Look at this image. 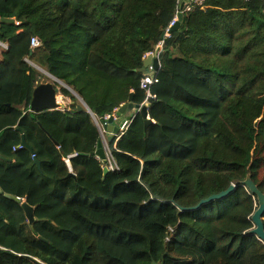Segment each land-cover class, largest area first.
<instances>
[{"label":"trees","instance_id":"trees-1","mask_svg":"<svg viewBox=\"0 0 264 264\" xmlns=\"http://www.w3.org/2000/svg\"><path fill=\"white\" fill-rule=\"evenodd\" d=\"M182 2L0 0L15 20L0 23V111L27 100L0 134V264H264L243 186L251 174L264 192V0L189 2L166 37ZM161 41L153 123L137 115L109 144L118 168L105 175L99 126L145 101L144 58ZM28 57L67 86L51 80L69 107L28 111L45 77ZM23 136L32 150H14Z\"/></svg>","mask_w":264,"mask_h":264},{"label":"water","instance_id":"water-1","mask_svg":"<svg viewBox=\"0 0 264 264\" xmlns=\"http://www.w3.org/2000/svg\"><path fill=\"white\" fill-rule=\"evenodd\" d=\"M185 7V2L180 5V11L177 15V21L173 27L169 30V35H171L173 32L178 30L181 26V23L183 21V11ZM1 22H10L14 23L15 20H8V19H1ZM165 47V46H164ZM160 51L159 48L156 49V52L158 53ZM33 51L30 52V56H32ZM151 64V56H149L147 59L144 60V67L142 71L144 72L145 69ZM38 70H42L41 68L31 64ZM154 65L156 68H158V62L155 61ZM44 74H46L48 77L51 78L52 81L67 87L64 83H62L60 80L55 78L53 75L48 73L46 70H42ZM72 91V90H71ZM73 92V91H72ZM78 96L77 94H75ZM150 103H147L144 106L136 105L133 102L132 96L130 98V101L123 105L118 111H117V118L115 116H111L106 122H104V130H107V133L110 135L108 137V143H112L113 140L117 135H119L121 127L125 124L127 121H132L137 115H140L145 120V126L146 129L153 123V120L149 117L148 109H149ZM87 106L84 103V106L79 107V111H82L83 108ZM60 109H66V104L59 99L58 91L54 85L53 82H47V83H40L38 86H36L32 92L31 102H30V112L32 113H41L46 110H60ZM126 113H133V115L127 116ZM118 123L114 126L115 123ZM99 130L102 136V129L101 126H99ZM22 145H24L25 148L32 150L29 144L27 143L25 137H22ZM97 156L102 160L103 164H107V156L105 151V146L102 138H100L97 146L96 151ZM35 164L40 167L41 163L39 160L35 159ZM103 172L105 175L109 173V169L105 166L103 168ZM68 178H75L74 174L71 172L68 175ZM244 188L252 194L257 203L258 207L254 214L252 215V222H253V229L250 231L251 235H254L260 242L264 244V192L261 191V189L258 187V185L255 183V181L252 179L251 174L247 176V179L243 182ZM236 185L232 184L227 190L210 196L207 199L202 200L197 206L190 208L189 210L195 211L199 210L205 205L211 204L215 201H221L223 199H226L229 197L234 190L236 189ZM0 192H2V189L0 188ZM7 198L17 200L20 202L19 199L6 195ZM22 207L25 211L26 217L29 221V223L32 225L36 219L34 216V208L31 207L27 202L22 203Z\"/></svg>","mask_w":264,"mask_h":264},{"label":"built area","instance_id":"built-area-1","mask_svg":"<svg viewBox=\"0 0 264 264\" xmlns=\"http://www.w3.org/2000/svg\"><path fill=\"white\" fill-rule=\"evenodd\" d=\"M190 1H191L190 3H192L195 6V5H203L206 0H190ZM190 7H191V5H190ZM184 11H185V9H184ZM178 13H179V11H178ZM176 21H177V18L171 23V25H170V27L168 29V32L166 34V37L170 36L169 35V30L171 29V27H173L175 25ZM16 24L20 25V23H18V22ZM0 44L3 46V48L8 49V45L7 44H3V43H0ZM41 45H42V43L37 37H33L31 39V45H30L31 49H33V50L37 49V48L41 47ZM157 48L160 49V51L158 53L156 52ZM156 49L153 52L148 53L145 56V58H144V60H145L149 56H151V64L145 69V74H144V76H143V78L141 80V84H140L141 85V89L144 90L145 93H146L145 101L140 105L141 107L146 105L147 103H149L150 100L156 99V95L152 92V87L155 84L159 83V72H160V70L162 68L161 53H162V51L164 49V41H161L157 45ZM155 61L158 62V68H156L155 65H154ZM117 111L118 110H116V112L113 114V116H115L116 118H117ZM111 116L112 115L107 116L106 117V121ZM131 122L132 121L125 122V124L121 127L119 135L116 136L117 140H119L124 135L125 131L129 128ZM101 129H102V134H104L103 132H105V133L107 132V130H104V124L101 126ZM24 148H25L24 145L20 144L17 147H14V150H16V149H24ZM105 151H106V156H107V164L105 166L109 169V171H115L118 167H117V163H116V161L114 159V156L112 154V151L110 149L109 143L106 144ZM32 157H33L34 160L36 159L35 155H33ZM64 161L71 168L70 159L69 158H64ZM17 199H19L20 202H25L24 199H21V198H17Z\"/></svg>","mask_w":264,"mask_h":264},{"label":"crops","instance_id":"crops-1","mask_svg":"<svg viewBox=\"0 0 264 264\" xmlns=\"http://www.w3.org/2000/svg\"><path fill=\"white\" fill-rule=\"evenodd\" d=\"M184 2L186 3L185 7H184V9H186V10L184 12H188L192 7H190L188 5L189 0H183L182 3H184ZM0 46L2 47V49H0V60H1L2 52H3V50H6V49L3 48V46L1 44H0ZM58 96H59V99L62 100L66 104V108L69 107V104H70L69 100L66 97L62 96L59 92H58ZM5 105L8 108L11 107V105L8 103ZM26 105H27V100H22L19 103L18 107L17 106H15V108L12 107V109L10 111H8V110L0 111V134L7 127H14L16 125L15 120L17 119L18 115H16V113L14 114L13 112L17 111L18 109H22V113L24 114L26 112ZM28 111H30V107H29ZM17 112H19V110ZM126 115L130 116L131 114L127 113ZM117 124L118 123L116 122L114 124V126ZM106 134H107V138L110 137V135L108 133H106Z\"/></svg>","mask_w":264,"mask_h":264},{"label":"rangeland","instance_id":"rangeland-1","mask_svg":"<svg viewBox=\"0 0 264 264\" xmlns=\"http://www.w3.org/2000/svg\"><path fill=\"white\" fill-rule=\"evenodd\" d=\"M189 2H191L190 0H189ZM188 2V3H189ZM182 4V3H181ZM186 4V3H185ZM179 11H180V7H179ZM1 47V46H0ZM0 49H2V47L0 48ZM30 64H33V63H30ZM37 66V65H36ZM38 67V66H37ZM35 68V67H34ZM39 68H41V67H39ZM42 70H43V68H41ZM40 71L39 70V72L40 73H43L44 74V72L43 71ZM45 75V77H42V78H40L39 79V82L40 83H47V82H52L51 81V78L50 77H48L46 74H44ZM127 114V113H126ZM131 115H133L132 113H130ZM104 134H102V136H101V138H102V140H103V142H104V146H106V144L108 143V139H107V134L105 133V132H103ZM257 177H258V179L257 180H261V181H263L264 180V163L263 164H261L260 166H259V168H257Z\"/></svg>","mask_w":264,"mask_h":264},{"label":"clouds","instance_id":"clouds-1","mask_svg":"<svg viewBox=\"0 0 264 264\" xmlns=\"http://www.w3.org/2000/svg\"><path fill=\"white\" fill-rule=\"evenodd\" d=\"M0 43H3V42L0 41ZM3 44H7V43H3ZM7 45H8V44H7ZM30 45H31V44H30ZM8 49H9V45H8ZM30 49H31V47H30ZM6 50H7V49H6ZM31 51L34 52L35 49H34V50L31 49ZM29 59H30V57H28L27 59H25V61H26L29 65H31L30 63H32V62H31ZM33 65H35V64L33 63ZM31 66H32V65H31ZM35 66H36V65H35ZM33 67H34V66H33ZM38 67H39V66H38ZM36 69H37V68H36ZM37 70H38V69H37ZM106 133H107V132H106ZM115 139H116V137H115ZM109 144H110V143H109ZM101 161H102V160H101ZM103 165H104V167H105V164H103ZM104 167H103V168H104ZM109 172H110V171H109Z\"/></svg>","mask_w":264,"mask_h":264}]
</instances>
